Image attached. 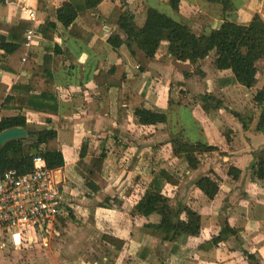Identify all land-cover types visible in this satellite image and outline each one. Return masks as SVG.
<instances>
[{"label": "crops", "instance_id": "obj_1", "mask_svg": "<svg viewBox=\"0 0 264 264\" xmlns=\"http://www.w3.org/2000/svg\"><path fill=\"white\" fill-rule=\"evenodd\" d=\"M42 1L48 6L56 7L63 0ZM168 2H164L166 6ZM148 3L154 2L131 0L133 7L139 10L140 6L149 5ZM234 3L236 9L227 13L230 20L247 25L255 14L264 19V0H234ZM115 4L113 0H104L100 4L104 20L109 18ZM39 6L40 0H4L2 4L0 0V21L10 23L15 19H29V14L35 13L39 19L37 25H40L46 14ZM170 10L198 33L213 29L216 21L225 18L221 6L202 0H180L179 9L170 6ZM37 25L33 28L29 51L41 56L42 43L40 35L36 33ZM58 31L57 42L68 48L75 59L73 62H66L55 76L67 73L73 77L78 74L79 86H70L71 80L65 81L64 76L60 77L59 83L63 88L67 87V90L59 92L58 88L62 108L58 116L29 110L24 113L27 115L28 127H34V130L30 129L32 131L52 128L59 132L60 128L65 127L77 137V148L74 149L76 157L72 162L65 159V166L61 167L60 173L68 191L67 199L82 220L86 222L87 219V224L79 228L68 227L70 237L85 244L82 249L77 247L72 250L78 256H71L72 260L67 263L107 264L103 252L106 244L104 241L103 246L99 244L101 251H97L93 258L87 253V245L89 247V242L92 244L97 238L102 239L104 233H110L124 239L127 248L115 262L110 261L109 264H264V179L254 174L257 163L255 154L264 148V131H253L260 111L252 102L255 89L264 88V59L257 63V88L251 89L224 82L226 77L231 76V72L215 67V54L192 65L175 60L161 46L156 57L148 59L138 50L135 55L126 47L113 50L107 42L109 36L117 32L112 25L106 24L101 33L93 35V41L90 42L65 36L61 24ZM0 35H6V32L0 31ZM85 45L88 46V56L81 57L79 53L84 55ZM107 46L110 49L109 56L115 60L120 56L121 60L112 63L107 56L104 58L102 49ZM73 47L78 48L79 52H75ZM3 56V50L0 49V62ZM98 61H104L108 68L116 66L117 74L127 76L132 90L142 91L147 88L150 107L166 113L162 107L166 98L169 95L173 100L175 93L179 92V98L175 102L171 100V103L182 108H198L197 115L188 118L176 129L169 127L168 116L166 123L143 126L126 109L118 114L117 89L105 90L93 82ZM11 74L0 69V81L13 84L20 78L24 82L30 76V72H21L14 77ZM195 98L197 103L192 100ZM220 107L240 111L242 114L247 110L254 113L249 128L243 127L231 112ZM35 125L40 128L36 129ZM179 128L182 129V135L185 133V141L196 142L202 139L215 145L218 150L205 154L197 168L187 169L186 163L171 153L169 143ZM227 136L230 137V142ZM83 143H87V159L105 153L113 162L110 183L102 193H86L77 183L79 177L73 171L70 172V167H74L78 160ZM160 158L181 166L183 170L179 185L165 187L164 194L170 198L171 204H187L197 208L201 215L200 235L182 234L177 254L171 251L174 244L165 239L166 234L154 228L160 224L161 216L158 213L143 216L134 208L146 191L145 181L151 178L153 161ZM231 166L241 170L238 179L229 176ZM209 174L217 180L220 187L212 200H208L196 186L200 178ZM134 177H139V180L134 191L127 196L126 190ZM84 198L87 203H84ZM181 217L184 218L185 214ZM226 230L229 231V234L223 235L226 238L213 245L212 240ZM71 245L74 246L75 243L72 242ZM140 249L142 253L139 257L137 254ZM145 249L150 251L143 258ZM11 254L15 255V252ZM36 261V264H55L50 258Z\"/></svg>", "mask_w": 264, "mask_h": 264}, {"label": "trees", "instance_id": "obj_2", "mask_svg": "<svg viewBox=\"0 0 264 264\" xmlns=\"http://www.w3.org/2000/svg\"><path fill=\"white\" fill-rule=\"evenodd\" d=\"M103 1L63 0L54 7L40 0L39 8L46 14L44 21L36 28L42 43L41 56L29 51L26 46L27 33L34 28L32 21L29 19H15L10 23L0 21V31L6 32V35H0V49L4 53L0 69L7 74L12 73L13 77L21 72H30V76L24 82L18 79L13 84L0 81V133L16 127L28 129L25 110L51 116H58L61 113L55 74L66 62H73L75 56L68 48L57 42L59 24L64 28L65 36L85 42H90L94 34L101 33L106 24L112 25L117 32H113L107 42L113 50L126 47L132 55L138 50L148 59L155 58L163 44L167 54L181 63L195 65L209 55L215 54V67L231 72V76L226 77L224 82L251 89L257 88L259 72L257 63L264 59V19L259 14H255L249 24H240L227 16L229 11L236 9L234 0H207L211 4L221 6L225 18L216 21L210 32L198 33L191 26L150 5L140 6L139 10L133 7L131 0H121L122 5L126 1L129 8L122 11L114 8L109 18L104 20L99 8ZM168 1L174 9H179L180 0ZM2 3L4 0H1ZM93 82L105 90L117 89L118 114L126 109L137 117L138 123L143 126L167 122L165 112L149 106L147 88L142 91L132 90L127 82V76L125 74L119 76L116 66L108 68L105 67L104 61H98ZM252 102L260 111L253 131H264V88L255 89ZM204 107L209 109L207 105ZM230 112L243 122V127L249 128L254 113L248 110L245 114L234 110ZM31 136L25 140L9 141L0 147V171L6 169H17L22 173L30 171L36 156L42 157L50 168L65 166L57 130L42 128ZM227 138L230 142V137ZM169 143L171 153L184 161L187 169L197 168L204 160L205 154L218 150L215 145L202 139L196 142L183 140L181 128ZM87 148V143H83L74 165L75 173L80 179L77 183L88 194L102 193L110 183L109 175L114 165L105 153L87 159ZM255 158L257 163L254 166V174L264 179V148L255 154ZM152 168L151 178L145 181L146 191L134 208L143 216H150L153 213L161 216L160 224L154 228L166 234L165 239L174 244L171 251L177 254L182 234L200 235L201 215L197 208L189 207L187 204H171L170 198L164 194L167 185H179L182 182L181 166L160 158L153 161ZM228 174L238 179L241 170L231 166ZM138 180L139 177L133 178L126 190L127 196L134 191ZM196 186L208 200L215 198L220 189L217 180L211 174L200 178ZM183 213L184 218L181 217ZM80 221L81 215L72 207L65 206L58 216L57 225L66 227L69 223ZM225 234H229V231H223L212 240V244L217 245L220 240L225 239L223 236ZM102 240L106 243L103 252L107 264L110 261L115 262L127 248L124 239L110 233H104ZM145 251L143 258L147 257L150 250ZM141 253L140 249L137 256L140 257ZM188 253L187 250L186 254Z\"/></svg>", "mask_w": 264, "mask_h": 264}, {"label": "built area", "instance_id": "obj_3", "mask_svg": "<svg viewBox=\"0 0 264 264\" xmlns=\"http://www.w3.org/2000/svg\"><path fill=\"white\" fill-rule=\"evenodd\" d=\"M29 19L38 24L35 13ZM34 29L27 33L26 46L30 47ZM61 168H50L36 156L33 167L25 173L17 169L0 171V248L20 252L30 244L33 233L41 237L56 231L59 214L65 206L73 208L67 199L64 180L57 179Z\"/></svg>", "mask_w": 264, "mask_h": 264}, {"label": "rangeland", "instance_id": "obj_4", "mask_svg": "<svg viewBox=\"0 0 264 264\" xmlns=\"http://www.w3.org/2000/svg\"><path fill=\"white\" fill-rule=\"evenodd\" d=\"M151 1L154 3H157V5L154 3L153 4L148 3L149 5L158 8L161 12L166 13L169 16H172L175 20H180L170 10V6H171L170 3L168 2V6L165 5L164 2L166 0H151ZM202 1L208 2L207 0H202ZM214 5H216V4H214ZM115 8L122 11V10H127L129 8V6L126 3V1L122 5L121 0H117L116 4H115ZM113 21H115V20H113ZM211 30L212 29L208 30L207 32H210ZM162 47H163V49H165L166 48L165 44H163ZM83 48H84L83 49L84 55H82L80 53H79V55L81 57H84V56L87 57L88 56L87 55L88 46L86 47V45H85ZM73 49L75 52H77V53L79 52L78 48L73 47ZM109 51H110L109 46H107V48L102 49L104 58H105V56H107L109 61L112 63H116L119 60H121L120 56H119V58H117V60L111 58L109 56ZM86 62H87V59H86ZM186 69H188V66L186 67ZM181 71H182V69H181ZM61 76L65 77V81L71 80L70 82H72V85H70V86H75V85L79 86L78 84L80 83V80L78 79L79 78L78 74H75L73 77H70L67 73H62L60 75L55 76V81L57 84V88H59V92L62 90H64V91L67 90V87L63 88L62 84L59 83ZM18 80L22 81L21 78ZM85 82L86 81H84V83ZM175 94L176 95L174 98L175 99L179 98V92H176ZM175 99L172 100L171 97L168 95V97L165 100V104L162 107L164 108V110L166 111V114L168 116L169 127L177 129L188 118H194V116L197 115V111L199 109L198 108L193 109V108H189V107H183L182 108V106H179L176 103H171V100L175 102ZM192 100L194 103L198 102L197 98L192 99ZM220 108H224V107H220ZM224 109L227 112H230L227 108H224ZM237 119L243 125V122L239 118H237ZM247 121H249V117H248ZM35 127H36V129L40 128V126H36V125H35ZM28 129L34 130V127L33 126L28 127ZM74 135L75 134L72 135L71 131H69V129L65 128V127L60 128V131L58 132L59 147H60L61 151H63L64 158L68 162H72L73 159L76 157V155H74V149L77 148L76 144L78 141L76 140L77 137H75ZM184 135H185V133H184ZM184 135H182L183 140H186ZM70 172L75 173L74 167H70ZM84 199H85L84 203H87V199L86 198H84ZM80 204H81V201H80ZM85 221L86 222H84V220H82V221L76 222L74 224L69 223L66 227H62L58 224L56 226L57 231H55L54 233H52L48 236L41 237V239H39V240H37V239L40 236V234L33 233V236L31 237V240H30V244L26 247H23V249L20 252L15 253V255L11 254L12 251H10V249H1L0 248V264H36L37 263L36 260L42 259V258H47V259L50 258V259H52V261L55 262V264H69L70 261L72 260L71 256H74V258L78 256V255H74L72 253V250L77 248V247L82 249V246L85 244V242L82 243V241H76L75 237H74V239H73V237H70L71 231H70V228H68V227L70 226V227L79 228L81 226H85L87 224V219H85ZM78 238H79V236H78ZM71 239H73V241ZM72 242L75 243L74 246L71 245ZM89 243H90L89 247L87 245V253L91 254L90 257L93 258L96 255L97 251H101L99 244H102L103 240L97 238V239L92 241V244H91V242H89ZM66 245H68L66 247L67 249L64 248ZM102 246H103V244H102ZM85 253L86 252H84V254ZM80 255H81V252H80ZM68 257H69V259H68ZM87 260H93V259L87 258ZM67 261L69 263H67Z\"/></svg>", "mask_w": 264, "mask_h": 264}, {"label": "water", "instance_id": "obj_5", "mask_svg": "<svg viewBox=\"0 0 264 264\" xmlns=\"http://www.w3.org/2000/svg\"><path fill=\"white\" fill-rule=\"evenodd\" d=\"M35 131L27 128H11L0 133V147L12 140H25L29 136L34 135ZM57 179L61 180V173H57Z\"/></svg>", "mask_w": 264, "mask_h": 264}, {"label": "bare ground", "instance_id": "obj_6", "mask_svg": "<svg viewBox=\"0 0 264 264\" xmlns=\"http://www.w3.org/2000/svg\"><path fill=\"white\" fill-rule=\"evenodd\" d=\"M58 172H61V170L57 171V173H58Z\"/></svg>", "mask_w": 264, "mask_h": 264}]
</instances>
